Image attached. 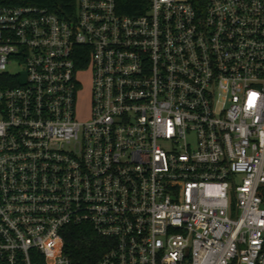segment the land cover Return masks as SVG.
Returning <instances> with one entry per match:
<instances>
[{"label": "built area", "instance_id": "2783aa9c", "mask_svg": "<svg viewBox=\"0 0 264 264\" xmlns=\"http://www.w3.org/2000/svg\"><path fill=\"white\" fill-rule=\"evenodd\" d=\"M78 225L93 264H264V0L0 4V264Z\"/></svg>", "mask_w": 264, "mask_h": 264}, {"label": "trees", "instance_id": "16d2710c", "mask_svg": "<svg viewBox=\"0 0 264 264\" xmlns=\"http://www.w3.org/2000/svg\"><path fill=\"white\" fill-rule=\"evenodd\" d=\"M0 4L36 5L60 16L74 12V0H0ZM115 5L119 13L135 16L147 10L149 0H115ZM62 241L63 252L71 264H93L110 244L88 225L66 227Z\"/></svg>", "mask_w": 264, "mask_h": 264}, {"label": "rangeland", "instance_id": "374dc122", "mask_svg": "<svg viewBox=\"0 0 264 264\" xmlns=\"http://www.w3.org/2000/svg\"><path fill=\"white\" fill-rule=\"evenodd\" d=\"M77 78L80 81V90L77 93L76 99V117L80 120H85L88 117L89 111V96H90V74L89 70L78 73Z\"/></svg>", "mask_w": 264, "mask_h": 264}]
</instances>
